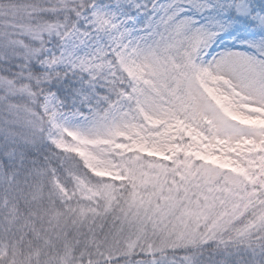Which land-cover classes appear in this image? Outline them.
<instances>
[{"label":"snow or ice","instance_id":"obj_1","mask_svg":"<svg viewBox=\"0 0 264 264\" xmlns=\"http://www.w3.org/2000/svg\"><path fill=\"white\" fill-rule=\"evenodd\" d=\"M0 264H264V0H0Z\"/></svg>","mask_w":264,"mask_h":264}]
</instances>
